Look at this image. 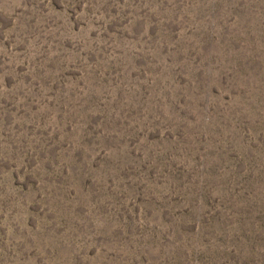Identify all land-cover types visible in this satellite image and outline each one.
Returning <instances> with one entry per match:
<instances>
[{"label":"rangeland","instance_id":"1","mask_svg":"<svg viewBox=\"0 0 264 264\" xmlns=\"http://www.w3.org/2000/svg\"><path fill=\"white\" fill-rule=\"evenodd\" d=\"M0 31L49 80L0 85V264H264V0H0Z\"/></svg>","mask_w":264,"mask_h":264},{"label":"snow or ice","instance_id":"2","mask_svg":"<svg viewBox=\"0 0 264 264\" xmlns=\"http://www.w3.org/2000/svg\"><path fill=\"white\" fill-rule=\"evenodd\" d=\"M5 43L11 44V41L6 42L3 32L0 31V85H2L6 80L11 79L12 85H16L20 89L18 93V97L24 98V103L27 104L28 97L26 96L25 89H29L33 95H39L38 89L41 87L40 81L43 80L44 84H48L49 80L44 79L43 73L36 68H32L31 65H29V69H28V71L31 72V75H29L28 71H26L25 69L21 73V72H18L16 69L6 66V63H5L6 53L4 51ZM38 59H39V56L37 57V60ZM12 71L16 72V76H17L16 79H13L12 76L10 75H6V73L12 72ZM26 79L30 80L31 82L25 83ZM2 92H3V88L2 86H0V94H2ZM156 123L157 124L160 123L159 120H157ZM169 126L170 125H161V128H164L166 130ZM146 130L147 128L145 127V129L136 132V141L140 140V137L144 135V132ZM136 141H131L130 143L134 146ZM141 147L146 149L148 146L147 144H142ZM118 154H119V151H118ZM149 155L150 156L154 155V152H150ZM0 221H3L2 203H0ZM2 230L4 229L2 226H0V240H2V234H3ZM27 230H28L27 226H25L24 231H21L20 235L23 236ZM37 235H40V234L37 233ZM30 242L32 243L33 247L36 246L34 240L30 239Z\"/></svg>","mask_w":264,"mask_h":264}]
</instances>
